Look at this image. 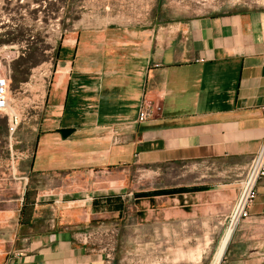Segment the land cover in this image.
I'll use <instances>...</instances> for the list:
<instances>
[{"label":"crops","instance_id":"1","mask_svg":"<svg viewBox=\"0 0 264 264\" xmlns=\"http://www.w3.org/2000/svg\"><path fill=\"white\" fill-rule=\"evenodd\" d=\"M50 67L34 145L16 165L20 194L0 192V264H118L117 244L110 261L104 249L129 210L156 213L166 235L183 218L231 213L264 138V4L158 0L141 20L72 24ZM144 98L160 108L139 121ZM198 162L211 174L195 177ZM173 166L189 168L180 185L141 189L135 179ZM254 192L212 264L236 224L221 264H264V177Z\"/></svg>","mask_w":264,"mask_h":264},{"label":"rangeland","instance_id":"2","mask_svg":"<svg viewBox=\"0 0 264 264\" xmlns=\"http://www.w3.org/2000/svg\"><path fill=\"white\" fill-rule=\"evenodd\" d=\"M157 1L0 0V76L10 77L8 107L0 112V192L3 198L10 200L20 194L16 165L25 161L34 145L45 80L64 27L121 16L141 20L151 15ZM162 1L173 3L176 0ZM191 1L204 7L264 4V0ZM20 58H26L21 68L28 66V69L26 75L22 74L15 82L12 72L14 63ZM194 167L195 177L208 176L212 172L208 162H198ZM188 173L189 168L173 166L161 176L142 171L135 179L141 189H158L180 185ZM230 220V212L225 210H217L212 217L200 215L197 225H191L187 217L182 219L183 226L177 234L166 235L158 230L162 222L156 213L138 217L129 210L122 230L113 239L118 248V264H212Z\"/></svg>","mask_w":264,"mask_h":264},{"label":"built area","instance_id":"3","mask_svg":"<svg viewBox=\"0 0 264 264\" xmlns=\"http://www.w3.org/2000/svg\"><path fill=\"white\" fill-rule=\"evenodd\" d=\"M9 81V76H0V112L6 110L8 107L10 92ZM159 108L158 105H155L144 98L139 106L138 120L146 121L151 119ZM262 177H264V138L256 154L251 158L245 168L244 177L240 182L238 200L234 204L230 213V221H232L235 216H237L238 222L249 217L250 204L255 197L254 188L257 181ZM109 235H111V238L109 237V241L104 249L105 259L107 261L111 260L112 246L115 244L113 239L114 236L117 237V233L115 232Z\"/></svg>","mask_w":264,"mask_h":264},{"label":"trees","instance_id":"4","mask_svg":"<svg viewBox=\"0 0 264 264\" xmlns=\"http://www.w3.org/2000/svg\"><path fill=\"white\" fill-rule=\"evenodd\" d=\"M26 62V58H20L18 59L15 63H14V69H13V72H12V78L15 80V82H18L21 75H26L27 73V69H28V66H26V68L22 69L21 66ZM153 193V192H152ZM27 194L24 195V204H23V207L21 209V212H20V218L23 219V217H25L27 219V217H29V214L31 213V208H27L25 209V201L27 200ZM149 196V193H139L137 195V197H140V198H144V197H147Z\"/></svg>","mask_w":264,"mask_h":264},{"label":"water","instance_id":"5","mask_svg":"<svg viewBox=\"0 0 264 264\" xmlns=\"http://www.w3.org/2000/svg\"><path fill=\"white\" fill-rule=\"evenodd\" d=\"M71 129L69 128H64L60 130V133L62 134V136H66L68 133H70Z\"/></svg>","mask_w":264,"mask_h":264},{"label":"bare ground","instance_id":"6","mask_svg":"<svg viewBox=\"0 0 264 264\" xmlns=\"http://www.w3.org/2000/svg\"><path fill=\"white\" fill-rule=\"evenodd\" d=\"M233 220H234V221L238 220L237 216H235Z\"/></svg>","mask_w":264,"mask_h":264}]
</instances>
